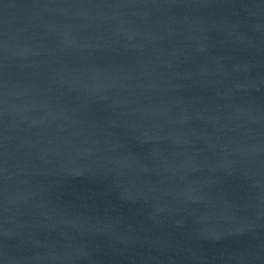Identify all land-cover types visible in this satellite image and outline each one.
I'll return each mask as SVG.
<instances>
[{
	"label": "water",
	"instance_id": "95a60500",
	"mask_svg": "<svg viewBox=\"0 0 264 264\" xmlns=\"http://www.w3.org/2000/svg\"><path fill=\"white\" fill-rule=\"evenodd\" d=\"M0 264H264V0H0Z\"/></svg>",
	"mask_w": 264,
	"mask_h": 264
}]
</instances>
